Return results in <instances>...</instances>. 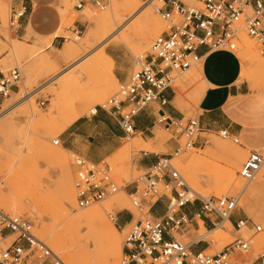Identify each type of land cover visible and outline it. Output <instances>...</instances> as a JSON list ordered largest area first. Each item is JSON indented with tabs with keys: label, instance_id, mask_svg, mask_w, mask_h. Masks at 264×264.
<instances>
[{
	"label": "rangeland",
	"instance_id": "obj_1",
	"mask_svg": "<svg viewBox=\"0 0 264 264\" xmlns=\"http://www.w3.org/2000/svg\"><path fill=\"white\" fill-rule=\"evenodd\" d=\"M79 1L66 0V4H63V0H54L51 10L58 17V32H61L63 38H58L54 46L48 48L47 41L37 39L35 36L15 37L8 22L11 0H0V73L5 76L9 71L17 68L21 74L18 90L7 98L0 97V111L3 112L0 119V197H8L13 188L16 191L13 200L8 199L0 203V211L6 215L22 216L28 219L33 225L35 237L50 248L64 264H70L69 254L79 255L84 252L88 253L89 260L83 264H98V259L106 247V239L103 237L106 231L100 228L96 231H82L80 236L87 240V245L72 251L64 230L71 232L72 229L69 230L66 223L74 216L94 208L102 209L104 221L114 230V237L119 248V254L111 258L109 264H118L122 258V246L126 235L132 225L146 213L144 211L140 214L131 206L128 198L130 193L127 189L128 184L137 181L143 174L134 165V159L140 152V147L134 141L137 137L124 140L121 148L104 161V165L110 168L112 178L118 183L119 191L103 202L86 209H79L75 201L76 169L73 165L75 157L65 152L62 147L53 146L52 143L60 138L74 118L90 116L91 110L104 105L118 91L119 84L111 80V71L107 67H103L98 73L95 71L86 73L89 62L98 54L105 52L116 59V67H113L112 73L118 70L129 77L137 70L136 59L145 57L149 53L150 43L165 30V25L155 11V3L152 4L151 0H136L138 6L135 11L130 14L119 12L122 22L116 23L115 31L113 30L112 35L105 42L98 45L97 40H91L89 45H86V36L91 31L92 25L84 21L85 14L88 13L90 17L95 18L119 6L121 0H107V8L103 11L97 10L89 3L81 10H76L75 7ZM184 3L192 6L194 0H184ZM146 6L153 19L152 37L148 38L145 47L137 48L138 38L134 32L141 27V9ZM242 35H244L243 30L238 34L237 49L234 51L239 59L244 52ZM128 37L130 38L128 42L119 40ZM74 38H79V41L75 42ZM246 40L252 43L253 53L246 66L249 81L245 82L249 90H252L253 84L264 81V71L260 74L256 73L259 64L264 67V53L261 54L260 48L254 41L247 37ZM65 44L84 45L80 59L72 65L63 63L57 57L58 50ZM11 47L19 48L16 56L10 54ZM198 68L199 65H195L182 75L171 74L172 90L179 98L178 109L184 114V121L196 119L199 113L197 104H193L191 99L196 86L193 78ZM29 73H31L30 81L26 77ZM70 77L74 82L71 86H67L65 82ZM34 95L36 96L32 99L31 107L28 100ZM200 137L203 139L200 149L188 150L174 157L171 163L188 187H195L196 190L190 189L203 198L232 197L245 187L240 198L238 215L263 228V233L253 239L252 251L245 258L249 261L248 264H253L256 256L264 252V186L259 189L254 187L260 179H264V166L255 180L244 186L238 173L247 157V152H243L230 140L221 138L219 134H203ZM172 140H176L175 137L156 127L154 139L146 143L165 144ZM178 143L182 145L183 140H179ZM218 147H222L223 150H217ZM227 148L235 149L238 152L237 157H226L224 150ZM261 153L264 157V150ZM227 168L236 172V177L228 185L224 182V173ZM135 187L136 185H132L129 188L132 190ZM35 188L39 191H34ZM137 188L140 192L143 185L138 183ZM117 195L122 196L121 199L126 205L125 209H118L111 204L112 199ZM159 207L156 206L153 212L158 213ZM129 214L134 219L126 227H120L119 224L114 227L108 218V215L115 216L117 219L119 215L129 216ZM123 221L124 218L119 220L120 223ZM219 232L223 234L221 233L217 239L213 238L212 234L205 235L204 239L211 243L206 255L218 253L233 240L232 228L225 226ZM202 233H204L203 230L199 229V232H196L195 228H190L188 232L175 236V239L181 243H188ZM64 236H66L65 239ZM224 236L227 240L223 238ZM54 237L62 239V246L59 248L52 240ZM11 241L12 239L6 241L0 239V249L5 250ZM22 264L43 263L41 260L30 257Z\"/></svg>",
	"mask_w": 264,
	"mask_h": 264
},
{
	"label": "built area",
	"instance_id": "obj_2",
	"mask_svg": "<svg viewBox=\"0 0 264 264\" xmlns=\"http://www.w3.org/2000/svg\"><path fill=\"white\" fill-rule=\"evenodd\" d=\"M151 2L156 4L155 11L165 30L153 40L149 53L136 59L137 70L119 85L116 95L97 108L116 118L128 137L134 135V121L139 113L152 103L166 105L163 94L172 89L171 74L182 75L200 64L201 58L197 54L200 48H205L208 54L234 53L238 34L243 30L245 36L258 45L261 54L264 53V0H194L192 6H187L184 0ZM87 3L99 11L107 8V0H80L75 9L81 10ZM25 14V5L11 7L9 27H18ZM20 81L21 74L17 68L5 76L0 73V97L7 98L17 91ZM2 114L0 111V118ZM157 124L178 141L183 140V144L179 145L173 157L157 160L137 181L128 184L127 187L136 185L128 194L131 206L140 214L146 213L126 235L118 264H248L245 258L252 251L253 239L263 233V228L238 215L239 202L244 186L254 181L264 166L261 151H247L238 173L244 188L235 196L203 198L188 187L171 163L174 157L196 149L201 135L198 120L184 121L163 115ZM218 134L241 146L239 139L227 131ZM52 144L60 147L58 140ZM73 165L76 169L75 201L79 209L101 203L119 191L118 183L104 162L90 165L75 157ZM138 183L143 185L140 192ZM157 204L162 205L160 217L151 215ZM108 218L113 224H119L115 216L108 215ZM130 219L132 223V215ZM199 222L205 231L223 229V223L229 222L233 240L218 253L206 255L210 242L198 236L188 243L175 239L190 228L198 232ZM0 239H12L5 250L0 249V264H22L30 257L41 260L43 264H64L35 237L33 225L25 217L10 216L0 211ZM201 247L203 249L200 250ZM253 264H264V252L256 256Z\"/></svg>",
	"mask_w": 264,
	"mask_h": 264
},
{
	"label": "crops",
	"instance_id": "obj_3",
	"mask_svg": "<svg viewBox=\"0 0 264 264\" xmlns=\"http://www.w3.org/2000/svg\"><path fill=\"white\" fill-rule=\"evenodd\" d=\"M54 0H11V7L19 5L26 6V14L20 21L18 27L11 29L15 37L22 38L26 35L35 36L37 39L51 40V47L58 38L54 37L59 31V20L51 10ZM201 58L198 72L201 74L205 89L197 104V120L200 125L201 135L218 134L227 131L232 137L240 141L243 152L248 150H264V84L255 90H249L246 82L240 81L241 62L235 53L214 52L207 53L205 48L197 51ZM105 57L111 64L112 78L120 85L128 77L116 70L114 56ZM14 93V92H13ZM166 105L161 106L159 102L150 104L135 118L134 135L131 136L140 147L138 156L134 159L136 168L144 172L148 167L154 165L157 160L173 157L179 148L178 140H172L165 144H149L152 149L145 150L147 141L154 139L156 127L162 129L157 120L161 116L172 119H183L184 114L178 109L179 98L173 90H166L163 94ZM131 137L126 136L120 129L117 119L108 113L96 109L87 117H79L72 121L62 132L58 139L60 147L80 158L90 165H99L106 159L111 158L122 146V142ZM138 140V141H137ZM139 142V143H138ZM143 143V144H140ZM203 139L199 137L196 149L202 147ZM141 145V146H140ZM130 193L132 190L127 188ZM158 213L151 212L152 216L160 217L162 205ZM129 216L119 215L117 220L124 218L120 227L130 225ZM203 249L202 247L200 250Z\"/></svg>",
	"mask_w": 264,
	"mask_h": 264
},
{
	"label": "bare ground",
	"instance_id": "obj_4",
	"mask_svg": "<svg viewBox=\"0 0 264 264\" xmlns=\"http://www.w3.org/2000/svg\"><path fill=\"white\" fill-rule=\"evenodd\" d=\"M152 3V2H151ZM63 4H66V0H63ZM153 4V3H152ZM138 6V2L136 0H121V4L119 6H116V8L114 7V9H112L111 11L108 12H104V14L97 16L95 18L90 17V15L88 13L85 14V18L84 21H88L90 25H92V29L91 31L87 34L86 36V41L85 44L89 45V42L92 40H97L98 41V45H100L101 43L105 42L111 35L112 33L115 31L114 27L116 25V23H121L122 22V17L119 14L120 11L122 12H126V13H131L133 11H135V8ZM140 6V5H139ZM68 8V6H67ZM119 8V9H118ZM85 12V11H84ZM141 27L139 30H136V32H134V35L137 36L138 38V46L137 48H143L147 45V41L148 38L152 35V27H153V19H152V15L150 13V11L148 10V6L144 7L141 9ZM95 15V14H94ZM90 30V29H89ZM114 30V31H113ZM61 32H57L54 37H58L61 36ZM132 35V34H131ZM139 35V36H138ZM154 36V35H153ZM152 37V36H151ZM242 44H243V56L240 58L241 60V73H240V80L241 81H249L248 77H247V72H246V66L247 63L250 61V57L252 56V46L249 42H247L246 40V36L245 34L242 35ZM53 37L48 38V39H40V40H45L47 41V47L51 48V40ZM85 38V37H84ZM156 38V37H155ZM69 39V38H68ZM129 37L128 38H120L119 40L122 42H128L129 41ZM136 39V38H135ZM248 39V38H247ZM73 41V40H72ZM74 41L77 42L79 41V38H74ZM120 43V42H119ZM135 44V43H134ZM151 44V43H150ZM77 45V44H76ZM84 45H73V44H65L63 45L57 52V57L59 60H61L63 63L65 64H69L72 65L74 64L77 60L80 59L81 55H82V49H83ZM97 46V44H96ZM150 46V45H149ZM10 47V46H9ZM104 47V46H103ZM102 49V48H101ZM149 49V48H148ZM21 50V49H20ZM57 51V50H56ZM90 51V50H89ZM88 51V53H89ZM141 52V51H140ZM19 53V48L18 47H11L10 48V54L12 56H16ZM84 53V52H83ZM91 60V58H90ZM47 63H49L48 60H46ZM89 61V60H88ZM41 62V61H40ZM259 63V62H258ZM249 64V63H248ZM103 67H107L109 69V71H111V64L110 61L105 57L104 54H98L94 59H92L89 62V66L87 68V70L85 71L86 73H90V72H100L102 70ZM251 71V69H250ZM264 71V67L259 64L256 70L257 74H260ZM111 75V74H110ZM28 78V81L31 80V73L27 74L26 76ZM86 77V76H85ZM111 80L113 82H116L113 78H111ZM95 81V80H94ZM193 81L196 82V86L193 89L192 92V102L193 104H198V102L200 101L203 93H204V89H205V84H204V80L201 76V74L197 71L196 76L193 78ZM73 80L71 79H67V81L65 82V84L67 86H71L73 84ZM96 82V81H95ZM93 83V82H92ZM264 84V81H262L261 83H256L252 85L251 89L255 90L258 87H260L261 85ZM92 85V84H91ZM106 85V84H105ZM66 88V87H65ZM72 90V89H71ZM107 90V89H106ZM105 90V91H106ZM110 90V88H109ZM63 91V90H62ZM109 93V92H108ZM36 95H34L33 97H31L28 102L29 105L32 107V99L35 97ZM63 96V95H62ZM78 96V94H77ZM94 97V96H93ZM58 99V98H57ZM81 99V98H80ZM79 99V101H80ZM86 100V99H85ZM60 101V99H59ZM56 102V101H55ZM81 102V101H80ZM94 105V103H93ZM88 106V105H87ZM86 111V110H85ZM95 109L91 110V113H94ZM81 113V112H80ZM79 115V113H77ZM77 115V116H78ZM82 115V113H81ZM3 116V114H2ZM79 117V116H78ZM81 117V116H80ZM2 118V117H1ZM0 118V119H1ZM76 119V118H74ZM73 119V121H74ZM138 141V140H137ZM139 143V142H138ZM137 144V143H136ZM143 144V143H140ZM138 145V144H137ZM141 146V145H140ZM150 145L148 144V146H143V148L145 150H149L151 147H149ZM229 147V146H228ZM152 149V148H151ZM150 149V150H151ZM217 150H220L223 148L222 147H218L216 148ZM154 150V148L152 149V151ZM224 153L226 154V157H237L238 152L235 149H225ZM58 159V158H57ZM193 163V162H192ZM70 177V176H69ZM236 177V172L230 168H227L225 170L224 173V182L226 185L230 184L234 178ZM71 182V181H70ZM264 186V179H260V181H258L254 187L255 189H259L262 188ZM9 187V185H8ZM12 188V187H11ZM64 188V186H63ZM74 188V187H73ZM192 190H196L195 187H190ZM66 189V188H65ZM69 189V188H68ZM6 190V189H5ZM32 190V189H31ZM34 191L36 190V192H38L39 190L37 188L33 189ZM32 190V191H33ZM9 191V190H8ZM68 191V190H67ZM18 192V191H17ZM1 193V192H0ZM16 195V191L15 188H13V190H11V192H9V196L6 198H2L0 197V203L2 204L3 202H6L8 199L13 200L14 196ZM70 197V196H69ZM122 196L121 195H117L114 196V198L112 199V203L114 204V206L118 209H125L126 205L124 203V201L121 199ZM223 198V197H221ZM110 204V205H111ZM67 205V204H66ZM10 206V205H9ZM16 207V206H15ZM76 208V207H75ZM9 209V208H8ZM14 209V208H13ZM102 210V209H101ZM99 209H91L85 213H81L78 214L76 216H74L72 219H70L67 223H66V227L70 230V228L72 229L71 232H67V229L64 230L65 235L68 237L67 242L69 243L70 249L72 251L75 250H79L81 248L86 247L87 245V240L83 237L80 236L82 231H96L97 228L100 229H104L106 231L105 235H103V237L106 239V247L104 249V251L102 252V254L100 255L99 259H98V264H109L110 259L114 258L116 255L119 254V248H118V243L114 237V230H112V228L108 227L104 221V215L102 213V211ZM18 211V209H17ZM20 212V211H19ZM113 226L115 227V224H113ZM223 229L225 226H228L230 228L231 225L229 222H224L223 223ZM64 227V226H63ZM65 227V228H66ZM64 228V229H65ZM199 228L200 230H203L204 233L199 234L198 237L200 239H204L205 235H213V238L215 237L216 239L219 238L218 236L222 233L219 232L220 228H215L209 231H205L202 222H199ZM68 230V231H69ZM102 231V230H101ZM116 231V230H115ZM103 232V231H102ZM101 232V233H102ZM199 232V231H198ZM207 233V234H206ZM225 233V232H224ZM223 234V233H222ZM63 235V234H62ZM64 236V239L65 237ZM102 236V234H101ZM102 237V238H103ZM225 240H227V237L224 236L223 237ZM54 244L56 247H60L62 246V239H60L59 237H54L52 238ZM102 240V239H101ZM206 241V240H205ZM90 242V241H88ZM96 244V243H95ZM105 244H103L104 246ZM95 249V248H94ZM52 251V250H51ZM53 252V251H52ZM69 252H71L69 250ZM54 253V252H53ZM55 254V253H54ZM88 253L84 252V254H79V255H72L69 254L68 258H69V262L70 264H83L84 262H87L89 260V257L87 255Z\"/></svg>",
	"mask_w": 264,
	"mask_h": 264
}]
</instances>
